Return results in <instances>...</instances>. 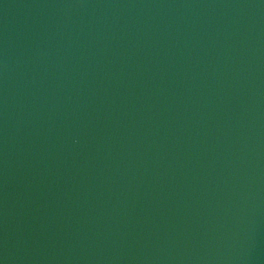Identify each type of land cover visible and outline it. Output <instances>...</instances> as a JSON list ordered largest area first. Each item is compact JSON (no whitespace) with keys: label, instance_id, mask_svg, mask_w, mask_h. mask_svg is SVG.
<instances>
[{"label":"water","instance_id":"obj_1","mask_svg":"<svg viewBox=\"0 0 264 264\" xmlns=\"http://www.w3.org/2000/svg\"><path fill=\"white\" fill-rule=\"evenodd\" d=\"M0 264H264V0H0Z\"/></svg>","mask_w":264,"mask_h":264}]
</instances>
